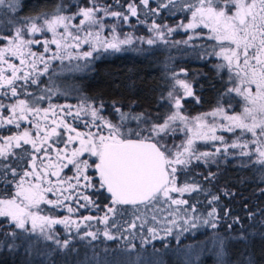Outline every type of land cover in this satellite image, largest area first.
I'll return each mask as SVG.
<instances>
[{"label": "snow or ice", "instance_id": "snow-or-ice-1", "mask_svg": "<svg viewBox=\"0 0 264 264\" xmlns=\"http://www.w3.org/2000/svg\"><path fill=\"white\" fill-rule=\"evenodd\" d=\"M6 2L12 10L6 23L15 34L0 33V42L7 40V46L0 48V89H7L0 91V130L6 132L0 135V179L15 185V192L14 198H0L4 223L24 232L39 228L45 240L57 245L56 226H62L64 233L75 231L80 239L96 240L102 235L107 241L116 240L112 229H118L122 221L127 228H136V220H125L126 214H136L140 220L143 245L174 231L179 240L181 234L195 235L193 230L217 229L227 219V213L219 215L221 195L230 198L236 193H229L226 186L219 194L208 187L202 190L195 181L178 186L177 177L191 174L193 164L219 169L229 158L241 169L250 164L264 169V0H186L177 11L190 14V19L185 15L188 22L174 27L157 19L159 10L169 9L174 0L167 4L157 0L155 5L151 0H89L91 6H79L78 0L68 6L74 9L72 14H60L63 8H58L51 18L42 14L43 23L40 17L23 15L25 0H0V6ZM132 17L137 18L135 22ZM125 25L132 31H125ZM140 26L146 33L134 35ZM180 31L187 39L169 40ZM196 39L210 42L199 46L197 58L208 64L222 85L216 91L214 110L203 115L188 114L187 101L202 103L195 81L186 70L178 73L167 62L163 65L167 95L161 94L158 101L165 111L157 117L125 112L113 103L119 120L113 123L103 115V103L100 107L81 103L74 113L72 105L52 101L58 89L50 81L48 87L40 88L42 77L64 69L83 72L105 54L144 53L137 43L151 49L158 42L195 46ZM33 45L38 46L36 50ZM9 57L18 60L19 66ZM210 86L215 88L211 82ZM235 97L240 98L242 112L233 115L229 109ZM77 124H83L84 130H78ZM245 133L251 139L244 138ZM180 134L183 139L177 144ZM197 142L209 145L208 149H201ZM250 144L257 146L254 152L245 151ZM218 175L210 172L204 179L215 181ZM105 191L107 203H98L99 197L90 195ZM194 193H202L204 200L193 197ZM186 195L196 203H190ZM202 203L207 207L197 213V204ZM45 205L54 211L47 212ZM80 209L90 214L73 219ZM61 210L67 215L58 217L55 213ZM136 236L131 233L133 239ZM69 243L65 239L63 246ZM224 243L221 237L217 256L225 255ZM134 253L127 264H167L158 255Z\"/></svg>", "mask_w": 264, "mask_h": 264}, {"label": "trees", "instance_id": "trees-1", "mask_svg": "<svg viewBox=\"0 0 264 264\" xmlns=\"http://www.w3.org/2000/svg\"><path fill=\"white\" fill-rule=\"evenodd\" d=\"M106 2L111 3L112 0ZM164 2L167 4L168 1L164 0ZM25 3L27 6L23 9V15L39 17L43 16L42 14L57 12L58 8L72 12L74 9L68 6L77 4L78 0H25ZM151 3L155 5L157 0H151ZM184 3L186 0H174L169 9L159 10L157 19L160 22L185 19L187 13L177 11V8ZM85 4L88 5L87 0H79V6ZM170 10L175 14L169 15ZM11 15L12 10L0 9V33L13 32L14 29L9 28L6 23ZM15 26L20 25L16 22ZM200 51V47L184 50L182 47L173 48L159 44L152 46L151 49H145L142 54L131 51L105 54L103 58L93 61L83 72L59 77L57 83L60 86L65 84L76 88L77 91L73 94H79L87 101L103 103V114L112 121H119L113 103L125 112L147 113L150 117H157L165 111L163 104L158 101L161 94L166 95L168 89L163 68L164 63L167 62L176 70H187L191 79L195 81L194 87L202 103L196 104L191 100L186 103L189 113L199 114L213 109L216 91L222 88L208 64L202 63L197 58ZM197 73L200 74L198 79ZM210 82L215 88L210 86ZM75 99V97L71 98V100ZM236 103L237 99L234 98L233 105ZM131 126H135V121L131 122ZM259 167L257 165L254 169L250 164L247 169H241L232 158H229L226 164L220 165L219 169L216 165H210L206 169L203 165L195 164L192 165L194 171L191 174L178 175L177 183L195 181L201 184L202 190L203 187H208L211 192L217 194L226 186L229 193L234 191L236 195L230 198L221 195L219 215L224 217L227 213V219L222 220L217 229L203 228L193 230L195 235L181 234L177 246L174 245V238L169 237V246L165 248L161 241L156 242L154 246H146L144 250L128 252L121 248L129 244V240L104 242L98 239L90 243L86 240H75L64 249L52 251L44 248L35 253L32 252V248L30 250V245L40 240L9 227L4 223V219L0 218V264H117V261L119 264H127V259L134 255V252L158 255L167 264H264V192H261L264 188V169ZM210 172H219L215 181L204 179ZM14 191L15 185L9 186L0 179V198H13ZM90 195L93 198L99 197L98 203L108 202L105 199L109 195L106 191L103 194ZM195 196L204 200L202 193H194L193 197ZM193 197L186 196V199L195 204L196 200ZM127 207L130 211V206ZM205 207L207 205L204 203L197 204V213ZM45 209L49 213L54 211L47 206ZM129 215L126 214L124 219L128 221ZM234 219L238 220V223L233 224ZM229 224L232 225L231 228L228 227ZM132 230L127 228L123 221L118 229L114 228V231L123 238L131 236ZM221 237L225 241V255L217 256ZM41 253L44 254L37 255Z\"/></svg>", "mask_w": 264, "mask_h": 264}, {"label": "rangeland", "instance_id": "rangeland-1", "mask_svg": "<svg viewBox=\"0 0 264 264\" xmlns=\"http://www.w3.org/2000/svg\"><path fill=\"white\" fill-rule=\"evenodd\" d=\"M166 1H168V0H166ZM87 2H88V6H91L90 3H89V0H87ZM185 4L186 3H184L182 5H185ZM1 8L2 9H5V10H8V11H11V9L8 7L7 2L4 5L0 6V9ZM66 10L67 9H65V11H61L60 14H72L74 12V11L67 12ZM55 13L56 12L49 13L47 15L49 16V18H51L52 15L55 14ZM187 15L189 16V19H190V14H187ZM39 17H40V22L43 23V16H39ZM79 19H80V17L77 18V21H76L77 23H78V20ZM136 19H137L136 17H132L131 18V20L133 22H135ZM112 22H115V20L113 19ZM147 22L148 23H151V20H148L147 19ZM187 22H188L187 20L180 18V19L174 20L172 22H162V23L171 24L174 27L177 23H187ZM124 30L125 31H132V29L129 28L127 25H125ZM197 31H200V30L198 29ZM203 31L205 33L207 32L206 29L203 30ZM145 33H146V28H144L143 26H140V28L136 32H134V35H144ZM14 34L15 33H14V30H13L12 35H14ZM189 34H191V33H189ZM48 35L50 36V34H48ZM118 35H119V33H118ZM181 38L187 39V35L183 31L177 32L173 37H170L169 40H179ZM208 43H210V42L207 41L206 39H196L195 46H191V45L190 46H185L183 44H181L179 46H172L171 44H168L167 46L173 47V48L182 47L184 50H187L189 48L199 47L200 45H206ZM159 44L160 45H165L163 43L158 42V45ZM6 46H7V40H5L3 42H0V48L6 47ZM137 46L138 47H141V48H144V49H148L149 48V46L147 44L141 45V44L137 43ZM32 47H33V50H36V48L38 46L37 45H33ZM52 47H53V49L55 48L54 45ZM85 47H87V46H85ZM9 59L12 60V62L16 63L19 66V61L18 60H14L11 57H9ZM58 63L59 62H57V64ZM81 63H83V61H81ZM181 70H185V69H177L176 71L179 73V72H181ZM186 72L188 74V78L191 79V77L189 76V72L187 70H186ZM72 73H74L72 70H70V69H64L62 71H58L55 75H53L51 77H49V75H46V76H44V77L41 78L40 88L48 87L49 86V81H50V86L52 88H54V89H58V93L56 95H53L52 101L55 102V103H58V104H69V105H72V108H73V112L74 113L76 111L77 106L80 105L81 103H84V102H86L88 105H92L93 107H100V105H101L100 103L90 102V101H87V100L81 98V96L79 94H77V95L76 94H73V92L77 91L76 88H74V87H72L70 85L69 86L68 85H65V84H61V86H60L57 83V80L59 79V77H62L64 75H67L68 76V75H70ZM169 75H171V73H169ZM32 90L35 91V86H33ZM0 91H7V89H0ZM71 91H72V93H71ZM166 95H167V93H166ZM73 97H75L76 99L75 100H71V98H73ZM21 98H25V97L21 96ZM235 98L237 99V103L235 105H233L232 108L229 109V114H233V115L239 114L240 112H242L241 102H238L240 98H238V97H235ZM5 102H7V101H5ZM211 110H214V109H211ZM206 112H208V111H206ZM206 112L199 113V114H191V113L188 112V114H189L190 117H192V116H195V115H203ZM8 115H10V113H8ZM82 118H84V117H82ZM87 118L90 119V116H88ZM208 119H211V118L209 117ZM112 122L113 123H119V121H112ZM25 126H27V125H25ZM76 127L78 128V130H84L83 129V124H77ZM94 130L95 129H93V131ZM13 131H14V129H13ZM237 132H239L238 129H237ZM5 134H6L5 130H0V135H5ZM223 135H225L226 137H233L234 138V136H233L232 133H223ZM244 138L251 139V134L245 133V137ZM182 139H183V134L178 135V137L176 138V143L179 144ZM2 143H3V141H0V144H2ZM197 146L200 147L201 149H204V150H207L208 147H209V145L200 144L199 142H197ZM256 147H257L256 145H251L250 144L249 145V148H246L245 151H248L249 149H251L254 152ZM253 159H255V157H253ZM193 165H195V164H193ZM197 166H200V164H197ZM183 183H185V182L177 183V185L179 186V185H181ZM172 196H174L176 198H179L178 193H172ZM186 196H185V198H186ZM49 198H52L50 194H49ZM45 206H43V207L45 208ZM88 214H90V213H88L87 210L80 209L79 212L76 214V216L73 217V219H78L79 217H82L83 215H88ZM91 214L92 215H96V213H91ZM64 215H67V212L65 210H61L60 212L57 213V216L58 217H63ZM132 220H136V228L132 230L133 232H136L137 233V236H136L135 239H133L130 235L129 236H126V238H123L121 235H118L116 233V231H114V229H112L113 234L117 236V239L116 240L118 242H124V241H128L129 240V244H126L121 249H123V250H128V249H132V250H139V249L140 250H144L146 248V246H148V247L149 246H154L156 242H161V241H162V246L165 248V247L169 246L168 245V241H170V238L169 237H173L174 238V243H175L174 245L177 246L179 244V240L176 239V235L177 234H175L174 233L175 231H174L172 236H168V237H166L163 240L157 239V240H155V241H153V242H151V243H149L147 245H143L141 243L140 236H139V232H140V220H137L136 219V214H130L128 221L131 222ZM93 223H95V221H93ZM100 227L103 228L104 226L103 225H100ZM91 230L92 231H96L95 228H93ZM19 231L22 232V233H24V234H26V235H29L30 237L32 236L33 238H37V239L40 240L39 242H35L34 241L32 243V246L30 245V250L32 248V252H35V253H38L40 250H43L44 248L45 249L52 250V251L53 250L56 251L58 249H64L65 247L63 246V241L65 239H68L70 241V243L71 242H74L75 240H86V241H89V243L95 241V240H92L90 237H85L84 239H80L79 235H77L75 231H73L70 234L69 233H64L62 231V226H56L54 228V231H56L58 233V236H59V239H60V245H57L52 240H45L43 238V236L41 235V233L39 231V228H37V230L35 232H33L31 229H29L28 232H24L22 230H19ZM81 231L83 232L84 229H81ZM98 239H102L104 242L107 241V240H105L103 238L102 235L100 237H98L96 240H98ZM156 249L157 248H155V250ZM42 254H44V253L37 254V255L38 256H41Z\"/></svg>", "mask_w": 264, "mask_h": 264}]
</instances>
